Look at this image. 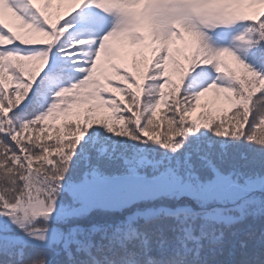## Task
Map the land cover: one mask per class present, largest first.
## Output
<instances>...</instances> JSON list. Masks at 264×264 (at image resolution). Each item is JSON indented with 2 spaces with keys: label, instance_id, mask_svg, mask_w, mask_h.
<instances>
[{
  "label": "snow or ice",
  "instance_id": "6c2138e0",
  "mask_svg": "<svg viewBox=\"0 0 264 264\" xmlns=\"http://www.w3.org/2000/svg\"><path fill=\"white\" fill-rule=\"evenodd\" d=\"M0 264H264V0H0Z\"/></svg>",
  "mask_w": 264,
  "mask_h": 264
}]
</instances>
